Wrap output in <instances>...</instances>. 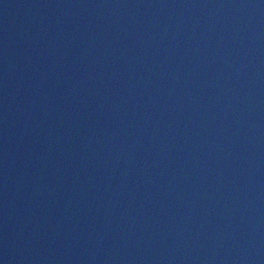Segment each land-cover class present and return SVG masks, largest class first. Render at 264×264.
Segmentation results:
<instances>
[{
  "label": "water",
  "instance_id": "1",
  "mask_svg": "<svg viewBox=\"0 0 264 264\" xmlns=\"http://www.w3.org/2000/svg\"><path fill=\"white\" fill-rule=\"evenodd\" d=\"M0 264H264V0H0Z\"/></svg>",
  "mask_w": 264,
  "mask_h": 264
}]
</instances>
